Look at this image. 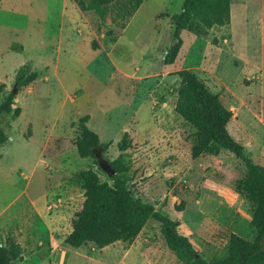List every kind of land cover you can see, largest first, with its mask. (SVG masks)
<instances>
[{"label":"rangeland","instance_id":"rangeland-1","mask_svg":"<svg viewBox=\"0 0 264 264\" xmlns=\"http://www.w3.org/2000/svg\"><path fill=\"white\" fill-rule=\"evenodd\" d=\"M108 3L99 19L74 0H0V101L23 64L35 75L15 89L19 112L0 116V243L16 242L10 264H181L148 219L130 243L101 248L66 242L80 208V171L93 169L76 154L77 120L107 143L96 158L143 202L177 223L197 256L224 255L229 232L251 239L253 205L232 189L244 173L231 153L191 158L193 128L174 111L178 78L193 72L231 112L230 137L264 166V0H229V21L201 35L180 32L174 61L163 64L171 41L169 16L181 0H143L120 27ZM129 141L118 147L121 137ZM182 202V206H176Z\"/></svg>","mask_w":264,"mask_h":264},{"label":"trees","instance_id":"trees-1","mask_svg":"<svg viewBox=\"0 0 264 264\" xmlns=\"http://www.w3.org/2000/svg\"><path fill=\"white\" fill-rule=\"evenodd\" d=\"M120 1L113 10V17L119 19L120 27L143 0H74L81 11H91L103 19L108 11L107 4ZM229 21V0H181L178 12L169 16L171 41L165 49L163 64H171L180 46L179 34L186 30L201 35L213 26H222ZM178 78L173 111L193 128L195 138L189 154L191 158L200 155H216L225 150L235 156L243 165L244 173L232 181V189L253 205L250 224L254 229L251 239L229 232L225 253L220 258L205 260L195 253L186 236L179 233L177 223L153 209L152 205L135 196L123 180L117 178L118 168L109 162L114 173L108 176L110 183L100 181L93 169L80 171L83 200L80 208L70 220V232L66 242L78 247L89 244L101 248L117 241L130 243L148 219L159 223V232L166 247L181 264H264V166L252 162L243 152L242 146L230 137L226 123L231 112L197 78L186 69L175 72ZM35 75L28 65H20L14 74V87L27 85ZM14 93L7 92L0 101V116L19 109L13 107ZM87 115L77 122L78 133L74 138L76 154L89 157L96 163L98 152H104L107 143L99 141L97 135L86 125ZM7 139L0 128V144ZM129 145L125 136L118 147ZM98 167V166H97ZM99 169V167H98ZM182 206L179 203L177 208ZM20 246L7 240L0 243V264H10L20 257Z\"/></svg>","mask_w":264,"mask_h":264},{"label":"water","instance_id":"water-1","mask_svg":"<svg viewBox=\"0 0 264 264\" xmlns=\"http://www.w3.org/2000/svg\"><path fill=\"white\" fill-rule=\"evenodd\" d=\"M15 89L16 88L13 85L11 92L15 93ZM96 163H97V166L99 167V169L104 171L107 176H110L114 173L113 169L110 167L109 163L106 160H104L102 158H96Z\"/></svg>","mask_w":264,"mask_h":264},{"label":"crops","instance_id":"crops-1","mask_svg":"<svg viewBox=\"0 0 264 264\" xmlns=\"http://www.w3.org/2000/svg\"><path fill=\"white\" fill-rule=\"evenodd\" d=\"M169 65V64H168Z\"/></svg>","mask_w":264,"mask_h":264}]
</instances>
